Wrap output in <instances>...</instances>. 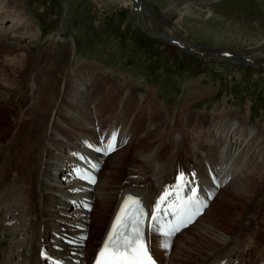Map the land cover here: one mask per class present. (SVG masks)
Segmentation results:
<instances>
[{
    "label": "bare ground",
    "instance_id": "1",
    "mask_svg": "<svg viewBox=\"0 0 264 264\" xmlns=\"http://www.w3.org/2000/svg\"><path fill=\"white\" fill-rule=\"evenodd\" d=\"M117 1L138 14L146 32L152 31L143 22L148 0H141L139 12L132 0ZM24 9L15 0H0V46L12 34L19 39L0 65V264H91L127 196L138 198L150 216L157 198L173 187L177 171L195 168L200 195H212L209 208L176 236L158 231L156 222L149 228L144 221L148 246L161 264H248L246 256L256 248L254 229L264 225L260 210H252L256 196L264 203L260 122L250 124L249 118L240 120L224 111L188 114L204 98L194 87L172 124H162L156 103L146 94L131 108L134 97L128 87L117 98L116 110H105L108 115L101 117L112 78L106 82L97 65L79 63L72 56L54 74L47 59L36 67L33 82L27 81L24 71L31 52L22 42L35 40L38 27ZM174 14L164 10L166 19ZM63 33L52 34L50 41L71 40ZM159 33L196 55L205 53L195 52L171 32ZM261 53L257 48L245 57L252 60ZM10 93L15 94L14 105L7 109ZM142 117L146 126L138 133ZM109 144L114 150H108ZM93 164L101 168L94 187L72 178L75 166ZM83 201L93 205L91 212L79 207Z\"/></svg>",
    "mask_w": 264,
    "mask_h": 264
},
{
    "label": "rangeland",
    "instance_id": "2",
    "mask_svg": "<svg viewBox=\"0 0 264 264\" xmlns=\"http://www.w3.org/2000/svg\"><path fill=\"white\" fill-rule=\"evenodd\" d=\"M15 1L24 6V11L31 19H35L34 24L37 23L35 26L38 27L35 40L27 38L22 42L31 52L30 66L26 69L28 71H24L29 74L27 81L33 82L35 69L41 62L46 63L48 59L47 64L56 74L73 56L79 63H91L103 69L99 74L105 77L106 82L112 78L107 83L110 93L106 98L109 99L103 101L100 112L104 113L101 117L116 110L117 98L128 87L132 92L130 97H134L130 102L131 108L138 105L136 98L146 94L149 97L147 100L156 103L162 124H172L178 120L183 102L194 87L198 93H204L201 94L204 98L189 109L188 114L224 111L228 116L240 120L249 118L250 124L260 122L264 129L262 66L243 68L223 61H204L186 49V45L182 47L180 42L168 41L159 33L164 30L173 33L175 38L191 45L195 52H205L201 55L206 57L211 50L244 53L257 48L264 55V0H148L150 6L143 11V22L145 26H150L151 36L140 28L135 13L121 1ZM208 1L213 3L207 5ZM168 8L175 11L171 20L164 16V10ZM63 29V37L71 40L52 43L50 36ZM2 42L4 46H0V65L19 44V39L12 34L9 40ZM254 62L264 66V57L256 58ZM87 73H91V70ZM191 79L195 82L188 84ZM8 96L5 103H9L6 108L10 109L14 105L15 94L10 93ZM145 126L146 120L142 117L138 120L137 132L143 133ZM259 201L256 196L252 210H260L259 214L264 217V203ZM226 225L223 223L222 228ZM258 225L256 229L251 228L256 232L252 238L256 248L246 256L248 264H258L264 259V225Z\"/></svg>",
    "mask_w": 264,
    "mask_h": 264
},
{
    "label": "snow or ice",
    "instance_id": "3",
    "mask_svg": "<svg viewBox=\"0 0 264 264\" xmlns=\"http://www.w3.org/2000/svg\"><path fill=\"white\" fill-rule=\"evenodd\" d=\"M115 140V136H113ZM91 147V145H89ZM108 150H114L113 144H109ZM99 151V149H97ZM178 180L181 184L186 183L184 173H180ZM169 195L165 192L155 205V212L162 211L161 205ZM198 212L199 209L197 208ZM149 218L148 212L144 210L138 198L129 196L124 202L120 213L116 216L115 222L98 253L96 264H155L145 239L144 221ZM153 220H159L158 215L151 216ZM191 219V217H189ZM162 231V229H158ZM164 235H171V232H164ZM165 248L168 244L163 245Z\"/></svg>",
    "mask_w": 264,
    "mask_h": 264
},
{
    "label": "water",
    "instance_id": "4",
    "mask_svg": "<svg viewBox=\"0 0 264 264\" xmlns=\"http://www.w3.org/2000/svg\"><path fill=\"white\" fill-rule=\"evenodd\" d=\"M136 5H137V10L139 12V10H141L142 5H141V0H132ZM136 16V21L137 24L140 26V28H142L144 31V27L140 24L139 22V16L137 13H135ZM146 32V31H145ZM147 34H149L150 36L152 35L150 32H147ZM164 38L166 39V37L164 36ZM211 52L215 53L214 56H202V55H197L199 58L203 59V60H225V61H229L237 66H243V67H247V66H262L264 68V66L262 64H258L255 63L254 60H249L247 57H245V55L247 54V52L244 53H238V52H228L226 50H211ZM251 52V51H249ZM259 57H264L263 53H261L257 58Z\"/></svg>",
    "mask_w": 264,
    "mask_h": 264
}]
</instances>
